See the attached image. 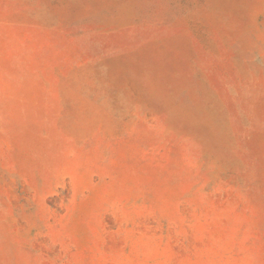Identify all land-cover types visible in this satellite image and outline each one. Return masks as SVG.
<instances>
[{"label": "rangeland", "instance_id": "374dc122", "mask_svg": "<svg viewBox=\"0 0 264 264\" xmlns=\"http://www.w3.org/2000/svg\"><path fill=\"white\" fill-rule=\"evenodd\" d=\"M0 264H264V0H0Z\"/></svg>", "mask_w": 264, "mask_h": 264}]
</instances>
